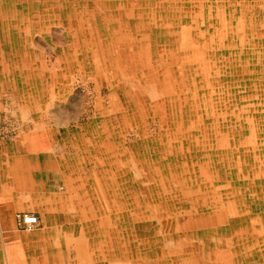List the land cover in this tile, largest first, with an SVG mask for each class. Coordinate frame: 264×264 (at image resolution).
<instances>
[{
  "label": "rangeland",
  "instance_id": "obj_1",
  "mask_svg": "<svg viewBox=\"0 0 264 264\" xmlns=\"http://www.w3.org/2000/svg\"><path fill=\"white\" fill-rule=\"evenodd\" d=\"M0 21L21 34L0 103L34 120L0 122L18 261L264 264V0H0Z\"/></svg>",
  "mask_w": 264,
  "mask_h": 264
},
{
  "label": "crops",
  "instance_id": "obj_2",
  "mask_svg": "<svg viewBox=\"0 0 264 264\" xmlns=\"http://www.w3.org/2000/svg\"><path fill=\"white\" fill-rule=\"evenodd\" d=\"M1 22H3V21H0V43L1 44H3V43L9 44L8 42H10V43L14 44V42L16 41L14 39L15 38L17 39V35L21 36V34L19 32H18V34L15 33L16 30L13 31L14 28L13 29L12 28H8L6 25H4V23H1ZM6 39H8V41L4 42V40H6ZM13 40H14V42H12ZM15 43H18V42L16 41ZM2 171L7 172V173H11V172L15 173V172H17L16 168L13 169V170L12 169H10V170L6 169V171L3 168ZM58 172L59 171L57 170V173ZM57 173L55 174V176L57 175ZM49 175L50 174L48 172H46V173L44 172L42 177H44V176L48 177ZM32 198L33 197H32V194H31V197L28 196L26 198L28 201H24V202L21 201L20 202V201L14 200L11 203H13L15 205L30 204V203H32V201H31ZM50 204H52V203H50ZM2 217L5 218V221H8V224H7V230L4 229V228L2 229L1 228L2 225H0V233H2V238L5 240V244H6L4 246L0 245V264H32V263H28V262H24V261H18L16 259V256H13V255H15L17 253V251L14 250L16 247L13 246V244L11 243V240H10L11 238H13L12 234L15 231L14 230V224L12 223L13 219L11 217L6 219L7 217L1 216L0 217V222L2 221V219H1ZM64 218H65L64 216H61L60 214H56V213H51V214L48 215V219L50 220V222H52V224L54 223L56 225H59V226H57L59 232H62V230H64L63 226L60 225V223H62L64 221L65 222L67 221V219H64ZM14 222H15V226L17 227L15 219H14ZM40 225H41V218H40ZM34 230H32V231H34Z\"/></svg>",
  "mask_w": 264,
  "mask_h": 264
},
{
  "label": "clouds",
  "instance_id": "obj_3",
  "mask_svg": "<svg viewBox=\"0 0 264 264\" xmlns=\"http://www.w3.org/2000/svg\"><path fill=\"white\" fill-rule=\"evenodd\" d=\"M0 112L4 117L0 122L7 125L6 131H16L20 126H31L34 124L32 110L19 103L15 97L9 96L5 98V102L0 103ZM68 117L54 116L52 123H63Z\"/></svg>",
  "mask_w": 264,
  "mask_h": 264
},
{
  "label": "built area",
  "instance_id": "obj_4",
  "mask_svg": "<svg viewBox=\"0 0 264 264\" xmlns=\"http://www.w3.org/2000/svg\"><path fill=\"white\" fill-rule=\"evenodd\" d=\"M15 221L18 228L27 231H32L40 225L39 215L34 212H17Z\"/></svg>",
  "mask_w": 264,
  "mask_h": 264
},
{
  "label": "bare ground",
  "instance_id": "obj_5",
  "mask_svg": "<svg viewBox=\"0 0 264 264\" xmlns=\"http://www.w3.org/2000/svg\"><path fill=\"white\" fill-rule=\"evenodd\" d=\"M141 25V24H140Z\"/></svg>",
  "mask_w": 264,
  "mask_h": 264
}]
</instances>
